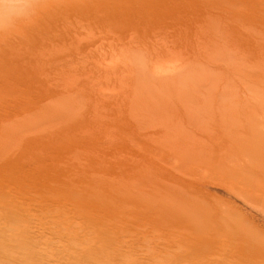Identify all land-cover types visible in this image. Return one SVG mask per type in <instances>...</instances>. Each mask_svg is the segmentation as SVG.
Masks as SVG:
<instances>
[{"label": "rangeland", "instance_id": "rangeland-1", "mask_svg": "<svg viewBox=\"0 0 264 264\" xmlns=\"http://www.w3.org/2000/svg\"><path fill=\"white\" fill-rule=\"evenodd\" d=\"M63 1L48 0L47 3L46 0H35V10L30 17L18 20L10 29L0 30V145L5 144V148L16 151L13 153L7 149L8 156L6 152L3 154L6 149L0 148V154L2 151L1 156L6 155L5 157L12 161L20 158L19 156H25L26 159L22 161L28 163L29 160V164H34L31 168L24 167L23 170L21 162L15 159L11 172L5 173L8 178H5L7 182L4 180V192L6 194L7 191V200L16 201V207L13 208L15 212L4 215L5 218L1 215V208L0 222L16 223L17 229H28L33 240L37 242L34 247L23 246L16 251L27 253L29 249L32 250L33 254H36L35 260L39 263L71 264L60 259L58 255L61 253L56 255V252L67 248V242H60L57 233L61 228L68 227L71 231L79 228V225H71L73 223L70 221L80 223L83 221L82 213L85 210H94L92 202L76 208L74 202L65 196L51 192L55 188H65L68 176L73 175L75 171L73 169L82 172L79 174L86 179L95 176L94 180L101 178L103 182L102 176H108L109 181L106 182H109V185L120 179L121 188L127 186L124 185L126 180L129 185L126 188H130L127 194L130 191L131 194L140 193L143 178L152 180L153 177V181L157 182L161 176L166 180L168 173H174L185 180H205L197 183L201 190L188 196H191L195 204L205 208L204 212L212 219L208 223L215 222L222 227L218 238L223 239L228 233L229 228L223 225L231 221L247 231L248 235L251 234L250 237L253 236V240L257 241L263 251L259 261L264 264V207L244 197L239 190H232L228 186V177L213 168H231L239 163L264 170V84L260 79V82L257 80L256 83L253 80L254 76L264 77V51L255 55L247 43L251 29L256 32L261 25L264 27V0H238L239 4L236 3L237 0H230V4L226 5L229 12L223 5L220 7L224 10L220 11L218 1L216 0L218 7L213 1V8L210 3L207 4L210 5L208 9L203 6L206 15L203 19L205 22L200 23L201 26L190 21V24L188 21L187 24L182 23L184 21H181L179 12L185 10L183 7L188 10L187 13L184 12L186 15L182 12L183 17L191 18V9H194L193 5L189 6L185 0H177L181 5L187 4L180 5L183 10L175 8L176 13L180 10L177 15L179 19L173 15L171 19L169 13H164L166 16H163L164 9H160L161 16L158 13L157 20L139 19L141 15L134 14L141 6L146 5L145 3L149 5L147 0H106L107 8L98 6L94 7L96 10L92 9L93 11L87 10L85 4L96 0H70L76 5L66 0L69 2L65 3L66 6ZM128 1H132L135 7L132 2V7L127 5ZM234 1L236 6L232 5ZM71 4L78 7L75 8ZM116 5L119 8L127 5L131 10L126 9L127 13L125 11L123 15L112 12V15L116 16L114 19L109 12L113 11ZM231 5L237 12L240 10V14L234 11L239 15L238 18L230 15V10L234 9L229 8ZM82 7L87 11L82 10ZM79 11H83L82 14H79ZM129 12L132 14L129 15ZM241 12L244 16H241ZM246 14L251 16L247 17ZM231 16L234 20H239L238 25L241 28L237 26L236 31L239 28L240 30L235 32L239 34V38L236 34L229 37V28L228 32L225 30L227 24H231L230 20H227L226 25L222 23L226 22L225 18ZM244 20H247L246 25ZM221 28L229 33L225 39L226 33H221ZM180 32H186L188 38ZM244 36L248 39H244ZM230 38H233L232 42L236 41V45L242 46L241 50L244 51L243 55L240 53L241 58L238 53L230 56L234 62L228 52L221 51L223 42L224 45L232 43ZM231 52L230 50L229 54ZM226 58L229 61H224ZM254 60L258 61L257 67L252 64L256 66ZM227 61H232L233 66L240 65L242 70L246 65L252 64L254 69L248 66L251 68L248 77L252 82L246 76L244 78L248 81H240L239 78L243 77L237 75L236 80L226 86L223 81L225 74L218 73V70L219 67L222 69ZM254 72L259 74L255 75ZM243 80L247 82L246 85H257L259 82V86H242L239 82ZM204 140L206 144L203 143ZM191 147L193 150H190ZM78 163H81V167H78ZM185 165V173L189 175L183 176L180 168H186ZM56 166L59 171L55 169ZM80 168L81 171H78ZM67 169L72 171L69 175ZM207 171L209 174H206ZM192 173L194 177H191ZM155 174L161 175L158 180ZM200 174L203 177H200ZM161 182L163 183L162 180ZM167 186L175 188V185ZM124 193L122 192L120 198H125ZM122 201H110L111 211L108 210L104 215V220L107 219L111 224L123 220L130 226L132 233H124L116 245L122 250L120 261L123 264H150L153 256L157 255L163 259L162 255L167 251L170 263L176 259L175 264H194L192 259L193 262L184 259V256L174 255L185 253V241H181L179 236L170 234L167 230L161 231L163 234L153 230L147 224L148 220H138L139 213H135V209L133 212L127 211ZM112 204L115 209H112ZM139 207L136 208L142 212L144 209ZM61 221L63 223L60 224ZM8 224L6 228L1 224L4 228L0 231V243L9 242L11 232L7 230L11 227L9 228ZM95 247L104 249L101 244H96ZM217 248L216 241L201 264H219V258L215 255ZM117 261L119 260L110 258L105 263L113 264Z\"/></svg>", "mask_w": 264, "mask_h": 264}, {"label": "bare ground", "instance_id": "bare-ground-1", "mask_svg": "<svg viewBox=\"0 0 264 264\" xmlns=\"http://www.w3.org/2000/svg\"><path fill=\"white\" fill-rule=\"evenodd\" d=\"M73 1V0H72ZM69 0V2H72ZM78 1V0H76ZM182 1V0H181ZM180 1V2H181ZM199 1V3L197 2ZM214 1V5L217 3H219V7L220 6H224V9L226 7V5H228V3L230 4V0H185L184 2H186L189 6L193 5L192 7L194 9H191L193 11H191L192 13V17H183V15L185 14L184 12L187 13L186 11V7H183L185 8L184 11H180L179 13L182 14L183 12V15H179L178 11L176 13V11L174 12V10L176 9H182L181 6H186L187 4H179V1L177 2V0H147L146 2H148L149 5H147V3H145L146 5L144 6H141V8L138 9V7L136 9H138L137 13L134 12V14H138L139 16L141 15V18L139 19H147V20H151V19H156V16L158 17V13L160 15V9L162 11V9H164L162 11V13H166L169 15V17H171L172 15L173 16H182L180 19L181 21L183 20L184 22L182 23H185L187 24L189 21L190 22H194L196 23L197 25L201 26L200 23H203L205 21H203L204 17L206 14H204L206 10L205 8H207L209 6L210 8V5L211 3H213ZM236 1V0H235ZM235 1L232 5H235ZM46 2L48 3V0H46ZM57 3V1H55ZM67 2L66 0L63 1L64 5L65 3H69ZM117 2V1H116ZM115 2V3H116ZM119 2V1H118ZM129 2V1H128ZM132 2V1H130ZM130 2L129 4L127 3V5H130ZM136 2V1H135ZM202 2V3H201ZM251 2V0L249 1ZM42 3V2H41ZM45 3V2H44ZM43 3V4H44ZM46 3V4H47ZM73 3V2H72ZM78 3V2H77ZM80 3V2H79ZM82 3V2H81ZM87 4H89V6L87 4H85V8H88L87 10L91 11L94 7H105L108 3L106 0H96V1H89V2H86ZM121 3V2H119ZM126 3V2H125ZM123 3V4H125ZM183 3V2H182ZM201 3V4H200ZM210 5H207L209 4ZM238 3V0L237 2ZM37 4V3H36ZM40 4V3H39ZM42 4V5H43ZM76 5V3H73ZM71 4V5H73ZM139 4V3H138ZM143 4V3H142ZM239 4V3H238ZM262 4V2H261ZM40 5V6H42ZM56 5V4H55ZM69 5V6H71ZM81 4H79V7ZM119 5V4H118ZM116 5V7L118 6ZM125 5V6H127ZM132 5H133V2H132ZM135 5H137L135 3ZM163 5V7L161 8V6ZM164 5H167V6H164ZM181 5V6H180ZM213 4L211 5V8H213L214 6ZM228 6L229 8L233 9V11L230 10V15L232 16H235L238 18L239 15L235 14V13H239L240 14V10L237 12L235 9V7L233 6ZM251 5V4H250ZM257 5V4H256ZM264 5V4H263ZM262 5V6H263ZM66 6V5H65ZM68 6V7H69ZM74 6V5H73ZM83 6V5H82ZM83 6V7H84ZM120 6V5H119ZM119 6L116 8L115 6L113 7L114 10L116 11H111L109 12L110 14L109 15H112L114 13L116 14H122L125 13L126 9L127 11L129 10V6L125 7V6H122L119 8ZM131 6V5H130ZM134 6V5H133ZM180 6V7H179ZM205 8H204V7ZM215 6L218 7V5L216 4ZM222 6V7H223ZM238 6V5H237ZM48 7V6H47ZM51 7V6H50ZM49 7V8H50ZM54 7V6H53ZM75 8L78 7V6H74ZM73 7V9H74ZM82 7V10H86V9H83ZM132 7V6H131ZM135 7V6H134ZM160 7V8H159ZM222 7H220V11L222 9ZM67 8V7H66ZM107 8V7H105ZM110 8V7H109ZM116 8V9H115ZM176 8V9H175ZM248 8V7H247ZM45 9V8H43ZM52 9V8H51ZM81 9V8H80ZM91 9V10H90ZM100 9V8H99ZM104 9V8H103ZM159 9V10H158ZM189 9V8H187ZM208 9V8H207ZM219 9V8H218ZM222 9V10H224ZM227 9V7H226ZM70 10H72V8H70ZM86 10V11H87ZM93 10H96V9H93ZM92 10V11H93ZM102 10V9H101ZM100 10V11H101ZM106 10V9H105ZM131 10V9H130ZM129 10V11H130ZM228 10V9H227ZM224 11L223 14L225 12ZM242 10V9H241ZM254 10V9H253ZM75 11V10H74ZM99 11V13H100ZM126 11V13H127ZM235 11V13H234ZM243 11V10H242ZM247 12V10H245ZM250 11V9H249ZM248 11V12H249ZM264 11V10H263ZM78 12V11H76ZM83 12V11H81ZM79 11V14L81 13ZM114 12V13H112ZM133 12V10H132ZM208 12V11H206ZM229 12V10H228ZM244 12V11H243ZM245 12V13H246ZM56 13V12H55ZM73 11H72V15H73ZM88 13V12H87ZM86 13V14H87ZM108 13V12H107ZM107 13H104V14H107ZM161 13V14H162ZM82 14V13H81ZM93 14V13H92ZM103 14V16H104ZM132 14L129 12V15ZM162 14V15H163ZM171 14V16H170ZM249 14V13H248ZM254 14V13H253ZM42 15V14H41ZM126 15V14H125ZM186 15V14H185ZM80 16V15H79ZM114 16V15H112ZM121 15H119L120 17ZM132 16V15H131ZM138 16V17H139ZM161 16V15H160ZM163 16H166L165 14ZM173 16L171 17V19L173 18ZM225 16V15H224ZM226 16H227V13H226ZM229 17V18H225L226 19V22H222V23H225L223 25H226V23L228 22L227 20H230L229 22H231V24H227L226 26V31L228 32V28H229V37H233L232 35L233 34H236L235 32H238L240 30V26L238 25V21L234 20L233 17ZM241 16H244V13L241 12ZM240 16V17H241ZM246 16L248 17L249 15L246 14ZM251 16V14H250ZM249 16V17H250ZM253 16V15H252ZM255 16V15H254ZM54 17V15H53ZM66 17V15H65ZM78 17V15H77ZM111 17V16H110ZM116 16H114L113 18L115 19ZM118 17V16H117ZM122 17V16H121ZM127 17V16H126ZM125 17V18H126ZM129 17V16H128ZM213 17V16H212ZM258 17V16H257ZM56 18V17H55ZM84 18V17H83ZM124 18V17H123ZM136 18V17H135ZM161 18V17H159ZM177 18L179 19V17L177 16ZM244 18V17H243ZM246 18V17H245ZM68 19V18H67ZM76 19V18H75ZM119 19V18H118ZM158 19V18H157ZM156 19V20H157ZM162 19V18H161ZM164 19V18H163ZM250 19V18H247V20ZM252 19V18H251ZM261 18H259L260 20ZM62 20V19H61ZM92 20V18H91ZM97 20V19H96ZM102 20V19H101ZM110 20V19H109ZM120 20V19H119ZM124 20V19H123ZM214 20V19H213ZM222 20V19H221ZM247 20H244L245 22ZM253 20H254V17H253ZM252 20V21H253ZM257 20V19H256ZM262 20V19H261ZM53 21V20H52ZM87 21V20H86ZM99 21V20H98ZM140 21V20H139ZM188 21V22H187ZM203 21V22H202ZM243 21V22H244ZM251 21V20H249ZM248 21V22H249ZM251 21V22H252ZM81 22V21H80ZM106 22V21H105ZM107 22H108V19H107ZM134 22V21H132ZM136 22V21H135ZM143 22V21H142ZM147 22V21H146ZM151 22V21H150ZM189 22V24H190ZM207 22V21H206ZM237 22V23H236ZM250 22V23H251ZM254 22V21H253ZM264 22V21H263ZM98 23V22H97ZM103 23V22H102ZM110 23L111 20H110ZM181 23V24H182ZM241 23V22H239ZM249 23V24H250ZM81 24V23H80ZM153 24V23H152ZM214 24V23H213ZM243 24V23H242ZM245 25L247 24L244 23ZM247 25L249 29H251L250 25ZM256 24V23H255ZM86 25V24H85ZM94 25V24H93ZM108 25V24H107ZM204 25V24H202ZM223 25H222V28H223ZM234 25V27H233ZM252 25V24H251ZM257 25V24H256ZM88 26V25H87ZM96 26V25H95ZM181 26V25H180ZM190 26V25H189ZM220 26V25H219ZM237 26H239V30H237ZM250 26V27H249ZM255 26V25H254ZM252 26V27H254ZM258 26V25H257ZM262 27L257 30L256 32L252 30V33L249 34L250 36L247 38L246 36H244L245 38L244 39H248L249 42H246L249 43V47L250 50H254V53L256 55V53H259L262 51H264V27L263 25H261ZM101 27V26H100ZM105 27V26H104ZM182 27V26H181ZM188 27V25H187ZM205 27V26H204ZM236 27V28H235ZM260 27V26H259ZM82 28V27H81ZM109 28V27H108ZM186 28V27H185ZM189 28V27H188ZM187 28V29H188ZM200 28V27H199ZM221 28V30H222ZM244 28V26H242V29ZM183 29H184V26H183ZM254 29H256V26L254 27ZM83 30V29H82ZM186 29H184L183 31H185ZM190 30V29H189ZM225 30H222L221 33H226V35L224 36V39L227 38L226 36H228L227 32H225ZM181 31V30H180ZM182 31V32H183ZM180 32V33H182ZM187 33H189V31H186ZM182 33L184 34L185 37H187V33ZM113 33V32H112ZM179 33V34H180ZM191 33V32H190ZM240 33V32H239ZM244 33V32H243ZM254 33V34H253ZM114 34V33H113ZM178 34V36H179ZM186 34V35H185ZM99 35V34H98ZM190 34H188L189 36ZM192 35V34H191ZM237 35V34H236ZM239 35V34H238ZM237 35V36H238ZM242 35V34H241ZM248 35V34H246ZM203 36V35H202ZM80 37V36H79ZM167 37V36H166ZM236 37V36H235ZM242 37V38H241ZM240 38L243 40V36H241ZM176 38V37H175ZM188 38V37H187ZM239 38V36H238ZM183 39V37H182ZM186 39V38H185ZM231 39L233 38H230V41ZM55 40V39H54ZM81 40V39H80ZM193 40V39H192ZM191 40V41H192ZM184 41V40H182ZM221 41V40H220ZM226 41V40H225ZM230 41H228L230 43ZM234 41V40H233ZM114 42V41H113ZM186 42V41H185ZM199 42V41H198ZM227 42V41H226ZM232 42V41H231ZM245 41L243 40V43ZM251 42V43H250ZM37 43V42H36ZM132 43V42H131ZM173 43V42H172ZM197 43V42H196ZM235 42H232L230 43L229 45H224V42L222 44V47H221V51L224 52H228V55L229 57L232 56L236 53H238V55L242 52L244 53V51L241 50L242 46L240 47L239 45H236ZM241 43V42H240ZM141 44V43H140ZM183 44V43H182ZM189 44V43H188ZM192 44V43H191ZM227 44V43H225ZM242 44V43H241ZM200 45V44H199ZM244 45V44H243ZM248 45V44H247ZM198 46V45H197ZM196 46V48H197ZM212 46V45H211ZM28 47V46H27ZM229 47V49L233 52V51H237V52H232L229 54L230 50L227 48ZM185 48V47H184ZM227 49V50H225ZM50 50V49H49ZM55 50V49H54ZM109 50V49H108ZM182 50V49H181ZM244 50V49H243ZM251 50V51H252ZM112 51V50H111ZM53 53V52H52ZM67 53V51H66ZM260 53V55H261ZM22 54V53H21ZM36 54V53H35ZM227 54V53H226ZM225 54V55H226ZM239 55L240 58L241 56L243 55ZM253 54V53H252ZM17 55V54H16ZM237 55V57H238ZM250 55V54H249ZM263 55H264V52H263ZM35 56V55H34ZM104 56V55H103ZM252 56V55H251ZM12 57V56H11ZM97 57V56H96ZM219 57V56H218ZM227 57V58H229ZM230 57V58H232ZM249 57V56H247ZM246 57V58H247ZM83 58V57H82ZM223 58V57H222ZM224 59L225 60H228V59ZM245 58V56H244ZM255 58V56H254ZM79 59V57H78ZM239 59V58H238ZM253 59V58H252ZM15 60V59H14ZM19 60V59H18ZM233 60V58H232ZM115 61V60H114ZM229 61V60H228ZM227 61V62H228ZM237 61V60H236ZM235 61V62H236ZM242 61V60H240ZM250 61V60H249ZM252 61V60H251ZM223 66L222 69H220L219 67V70H218V73L220 72L221 74L223 73V75L225 74V77H223V81H224V84L226 86H230L231 82L235 81L236 78H237V75H239L240 77L242 76L243 78H239V80L241 81V79H245L244 76H246V78L250 75V71H251V68L252 67V64L254 67H257L259 64H256L258 61L257 60H254L256 66L254 65V63L252 64H248L246 65V68L244 70H242L241 66L239 65V67L241 69H239V67L237 66H233V62L230 61L228 62ZM246 62V61H245ZM244 62V63H245ZM247 62H248V59H247ZM103 63V62H102ZM101 63V64H102ZM260 63V62H259ZM220 64V63H219ZM232 64V65H231ZM7 65V64H6ZM222 65V63H221ZM220 65V66H221ZM219 66V65H218ZM250 66V67H248ZM263 66V65H262ZM222 67V66H221ZM254 67H252V69H254ZM262 68V67H260ZM218 69V68H217ZM264 69V66L263 68ZM5 70V69H4ZM9 70V69H8ZM258 70V69H257ZM18 71V70H17ZM253 72V70H252ZM259 72V71H258ZM257 72V73H258ZM264 72V70L262 71ZM262 72H259V73H262ZM256 72H254L253 74H255ZM256 73V74H257ZM258 73V74H259ZM255 74V75H256ZM263 74V73H262ZM9 75V74H8ZM252 75V74H251ZM264 75V74H263ZM254 76V75H253ZM153 77V76H152ZM1 78V77H0ZM249 78V81H251V78ZM247 78V79H248ZM254 78L256 79H253L254 80V83H256V81L260 79V81H263V84H264V77L263 76H254ZM6 79V78H5ZM245 79V80H247ZM262 79V80H261ZM152 80V79H151ZM245 80H243L242 82H239V83H242L240 85L243 86V84L245 86H250V85H254V86H257L255 85L254 83H249V84H245ZM3 81V80H1ZM6 81V80H5ZM191 81V80H190ZM222 81V82H223ZM248 81V80H247ZM161 82V81H160ZM252 82V81H251ZM150 83V82H149ZM247 83V82H246ZM164 84V83H163ZM262 84V82H261ZM153 85V84H151ZM165 85V84H164ZM223 85V84H222ZM221 85V86H222ZM236 86V85H235ZM239 86V85H238ZM259 86V85H258ZM262 86V85H260ZM264 86V85H263ZM3 102V101H2ZM4 103V102H3ZM152 103V102H151ZM198 106V105H197ZM63 107V106H62ZM200 107V105H199ZM217 107V106H216ZM136 108V107H135ZM139 108V107H138ZM203 108V107H202ZM11 109V108H10ZM209 109V108H208ZM221 109V108H220ZM225 109V108H224ZM148 110V109H147ZM218 110V109H217ZM250 110V109H249ZM195 111H197L195 109ZM199 111V110H198ZM242 112V111H241ZM197 115V114H196ZM207 115V114H206ZM223 115V114H222ZM221 115V116H222ZM190 116V115H189ZM193 117V116H192ZM197 118V117H196ZM203 118V117H202ZM220 118V117H219ZM224 118V116H223ZM222 118V119H223ZM189 119V118H188ZM206 119V118H205ZM221 119V118H220ZM203 120V119H202ZM208 120V119H207ZM225 120V119H224ZM223 120V121H224ZM227 120V119H226ZM225 120V121H226ZM14 121V120H13ZM20 121V120H19ZM28 121V120H27ZM23 122V121H22ZM192 122V121H191ZM198 122V121H197ZM205 123V120L203 121ZM202 123V121L200 122ZM199 123V124H200ZM225 123V122H224ZM196 124V123H195ZM198 124V123H197ZM21 125V124H20ZM24 125V124H23ZM158 125V124H157ZM182 125V124H181ZM17 128H18V125H16ZM148 125H146L147 127ZM175 126V125H173ZM184 126V125H183ZM23 127V126H22ZM29 127V126H27ZM144 127V126H143ZM203 127V126H201ZM14 128V127H13ZM197 128V127H196ZM19 129L21 130L22 128L19 126ZM166 130V129H165ZM181 130V129H180ZM16 131V130H15ZM19 131V130H17ZM149 131V130H147ZM152 131V130H150ZM158 131V130H157ZM162 131V130H161ZM173 131V130H172ZM205 131V130H204ZM24 132V131H22ZM170 132V131H169ZM206 132V131H205ZM210 132V131H209ZM12 133V131H11ZM10 133V134H11ZM19 134V132H17ZM16 133V134H17ZM175 133V132H173ZM180 133V132H179ZM212 133V132H211ZM172 134V133H171ZM177 134V133H176ZM192 134V133H191ZM22 135V134H21ZM148 135V134H147ZM181 135V134H180ZM18 136V135H17ZM222 136V135H221ZM22 136H20V139H21ZM194 137V136H193ZM19 138V136L17 137ZM176 138V137H175ZM13 139V138H11ZM24 139V138H23ZM221 139V138H220ZM10 140V139H9ZM22 140V139H21ZM112 140V139H111ZM228 140V139H227ZM238 140V139H237ZM8 141V140H7ZM13 141V140H12ZM26 141V140H25ZM197 141V140H196ZM1 142V141H0ZM21 141L19 140V143ZM231 142V141H230ZM237 142V141H236ZM18 143V144H19ZM22 143H24L22 141ZM21 143V144H22ZM171 143V142H170ZM202 143V142H201ZM203 143L206 144V141L204 140ZM229 143V142H228ZM235 143V142H234ZM10 144V143H9ZM8 144V145H9ZM189 144V143H188ZM231 144V143H230ZM2 145V146H1ZM0 145V148H4L3 150L6 149V151H3V154H8L9 156V153L7 151V149H10L9 147L8 148H5L3 144ZM204 145V144H203ZM25 146V145H23ZM182 146V145H181ZM197 146V145H196ZM194 147V146H192ZM191 147L190 150H193ZM203 147V146H202ZM201 147V148H202ZM196 148V147H195ZM199 147V149H201ZM204 148V147H203ZM202 148V149H203ZM237 148V147H236ZM198 149V148H197ZM201 149V150H202ZM1 150V149H0ZM201 150H200V153H201ZM10 152L12 151V149L9 150ZM198 151V150H197ZM250 151V150H249ZM6 152V153H5ZM13 152V151H12ZM16 152V151H15ZM13 152V153H15ZM223 152V151H222ZM22 153V152H21ZM257 153V152H256ZM20 154V153H19ZM24 153H22L23 155ZM2 155V151H1V154H0V209L2 208V217H4V215H8L10 214V212L12 213L13 211L15 212V210H13L14 207H16V201L13 200V202L7 200V191H6V194L4 192V188H5V184H4V180L5 178H8V174H5V173H8L9 171L11 172V170L13 169V161L16 159H14L13 161L12 160H9V158H6L5 156L6 155ZM21 155V154H20ZM26 155V154H25ZM198 155V154H197ZM13 156V155H12ZM11 156V157H12ZM195 156V155H194ZM3 157V158H2ZM20 158L16 159V161H20L21 162V167L22 169L24 170V167H32V164H29V160H28V163L27 161H22L25 158V156H19ZM193 157V156H192ZM6 158V159H5ZM83 158V157H82ZM194 158V157H193ZM20 159V160H19ZM84 159V158H83ZM228 159V158H227ZM225 159V161L227 160ZM230 159V158H229ZM40 160V159H38ZM37 160V161H38ZM44 160V159H42ZM41 160V161H42ZM190 160H192L190 158ZM201 160V159H200ZM33 161V160H32ZM81 162H83L82 160H80ZM188 161V160H186ZM194 161V160H193ZM198 161V160H197ZM206 161V160H205ZM23 162V163H22ZM35 162V161H33ZM62 162V161H61ZM79 162V161H78ZM91 162V161H90ZM192 162V161H190ZM239 162V161H238ZM16 164V162H14ZM64 163V162H63ZM72 163V162H71ZM71 163H68V164H71ZM77 163V162H76ZM84 163V162H83ZM189 163V162H188ZM233 163V162H232ZM231 163V164H232ZM237 163V162H236ZM242 163V162H241ZM81 163H78V167ZM184 164V163H183ZM187 164V163H186ZM190 164V163H189ZM188 164V165H189ZM211 164V163H210ZM213 164V163H212ZM34 165V164H33ZM59 165H63L65 166L64 164H59ZM77 164H75L74 166H76ZM55 166V165H54ZM58 166V165H57ZM57 166H56V170L57 169ZM69 166V165H68ZM67 166V167H68ZM73 166V167H74ZM213 167V165H211ZM226 166V165H224ZM37 167V166H36ZM61 167V166H60ZM66 167V166H65ZM77 167V166H76ZM74 167V168H76ZM81 167V165H80ZM182 168H180L182 170V175L184 174L186 176V174L188 173H185V171L187 170V165H185L186 168H184V166H182ZM59 168V167H58ZM69 168V167H68ZM153 168V167H152ZM207 168V167H206ZM213 168L217 169L218 172H221L222 174H224L226 177H228L229 179V183L228 186L232 189V190H239V193L242 194L244 197L250 199L251 201L253 202H256L258 204H260L261 206L264 207V170H258V169H255V168H252V167H247V166H244V165H240L239 163L234 166V167H231V168H223V167H217V166H214ZM20 169V168H19ZM60 169V168H59ZM62 169V168H61ZM79 169V168H78ZM77 169V170H78ZM164 169V168H163ZM169 169V168H168ZM186 169V170H185ZM205 169V168H204ZM208 169V168H207ZM212 169V168H211ZM17 170V169H15ZM55 170V171H56ZM75 170L73 172V175L70 174L69 175V169H67L68 171V179H67V185L65 186V188L63 189H60L58 190L57 188H55L53 191L51 192H54V194L56 193L57 194H60V196H65L68 200L74 202V205L77 207H81V205H89L88 203L89 202H92L91 204L94 205V210L92 208H89L87 210H85L83 213H82V218H83V221H81L80 223H75L73 220L70 221V223H73L71 225H79V228H76L75 230L71 231L69 230L68 227L66 228H61L59 230V232L57 233V237L60 239V242H62L63 240L67 242V244L65 245L67 248L66 249H63L62 251H58L56 252V255L59 254L58 256H60V259H63L64 262H68V263H71V264H106L105 261L109 260L110 258H113L114 260H119L117 261L116 263H113V264H123L121 261V258H120V254L122 253V250L121 248H119L117 245V242H118V239L119 237L123 236L124 233H129L132 231H130V226L129 224L126 222H124L123 220H117L116 222H113L112 224L107 222L108 220L105 219L104 220V215L108 212V210H110V203L113 202L114 200L117 201V200H123L122 203L125 204L127 211H132V210H136L135 213H139V216H138V220H141L142 218L148 220L149 222H147L148 225L151 226V228L155 231H166L167 232H170V234H175L177 236H179V239L181 241H185V253L184 254H178V253H175L174 255H179V256H184L183 258L188 260V261H192L194 264H201V262L203 260H205L206 256L208 255L207 252L208 250L210 249L211 245L214 244L216 241L218 243V248H217V252H215L216 256L219 258V264H260V261H259V258H260V254L263 252L261 250V248L258 246L257 244V241L255 242V240H253V236L250 237V232L248 235V232L246 233L243 229H241V227L238 226V224L234 221H231V222H227L225 223V225H223L225 228H229L228 229V233L223 237V239L219 237V232L222 231V227L219 226L217 223H208L209 220H212L211 217L208 215V213L204 212V207L202 205H199V204H195V202H193V199L191 200V196H188V194L190 193H196L197 191L201 190L200 189V186L199 184L197 183H201L202 181H205V180H202L201 178H192V179H188V180H185L182 176H178L174 173H168L170 171H168V176L166 177V180L163 179L165 178L164 176L161 177L160 176H157L156 175V179L159 178V180L161 179L163 181V183L161 182V180L156 182L155 180L153 181V177H152V180L151 179H145L143 178L142 179V183H141V188L139 190L140 193H136L137 191H134V193L136 194H131L129 192V194H127V191L130 190V188H126V187H129V185L127 184V181L125 180V184L124 185H127L126 187H122L121 188V180L118 179L116 182H114L115 184L113 185H109V182H106V181H109V179L104 175L102 176V179H103V182L102 180L100 179H97V180H94L93 178L95 177H92L91 179H86L84 178L83 176H81L79 173H82V172H77L76 169H73ZM116 170V169H115ZM179 170V169H178ZM181 170H179L181 172ZM206 170V169H205ZM216 170V172H217ZM59 171V170H58ZM78 171H81V168L80 170ZM149 171V170H148ZM163 171V170H162ZM210 171H215V170H210ZM65 172V171H64ZM72 172V171H71ZM122 172V171H120ZM179 172V174H181ZM184 172V173H183ZM189 172V171H187ZM194 172V171H193ZM209 171H207L206 174H209L208 173ZM155 173V171L153 172ZM177 173V172H176ZM198 173V172H197ZM23 174V173H22ZM122 174V173H121ZM150 174V173H149ZM148 174V175H149ZM163 174V173H162ZM196 175V173H194ZM95 175V174H94ZM97 175V174H96ZM183 175V176H184ZM189 175V174H188ZM199 175V174H198ZM197 175V176H198ZM201 175V174H200ZM92 176V175H91ZM150 176V175H149ZM11 177V176H10ZM18 177V175H17ZM16 177V178H17ZM191 177H194L193 176V173H192V176ZM199 177V176H198ZM200 177H203V175H201ZM14 178V177H13ZM64 178V177H63ZM67 178V177H66ZM65 178V179H66ZM99 178V177H98ZM110 178V177H109ZM147 178V177H146ZM150 178V177H149ZM19 179V178H18ZM21 179V177H20ZM19 179V180H20ZM9 180V179H8ZM120 180V181H119ZM128 180V179H127ZM132 180V179H131ZM170 180V182H169ZM6 181V180H5ZM134 181V180H133ZM228 181V180H227ZM7 182V181H6ZM124 182V180H123ZM122 182V183H123ZM57 183V182H56ZM55 183V184H56ZM66 183V182H65ZM175 185V188L174 186L172 185ZM8 183H6V186H7ZM10 184V183H9ZM111 184V183H110ZM167 185H171L173 187H170L172 190H170V188L167 186ZM203 185V183L201 184ZM9 186V185H8ZM59 186V185H58ZM119 186V187H118ZM144 186V187H143ZM162 186H165L162 187ZM166 187H168V189H166ZM164 188V189H163ZM122 192H125V198L122 199L120 198L121 197V194ZM52 194V193H51ZM111 201V202H110ZM123 205V204H122ZM113 206V204H112ZM140 206V207H139ZM143 206V207H141ZM136 207H139L144 209L142 212L141 210L138 211V209ZM74 208V209H76ZM124 208V207H123ZM112 209H115V207L113 206ZM77 210V209H76ZM111 211V210H110ZM120 211V210H119ZM138 211V212H137ZM62 212V211H61ZM133 212V211H132ZM132 212H130V214H132ZM63 213V212H62ZM61 213V214H62ZM117 213V212H116ZM65 214V213H64ZM98 218H97V217ZM216 217V216H214ZM5 218V217H4ZM213 218V217H212ZM117 219V218H116ZM144 219V220H145ZM112 220V219H111ZM114 220V219H113ZM76 221V220H75ZM3 222V223H2ZM0 222V231L2 230V227L6 228L7 224L6 222L2 221ZM128 222V221H127ZM22 223V222H21ZM63 223L62 221L60 222V224ZM1 224H4V226H1ZM66 224V223H65ZM22 225V224H21ZM132 225V224H131ZM8 227L11 229H8L7 231H10L11 234H10V238H9V242L7 244L5 243H0V264H45L43 262H38L37 260H35L36 258V254H33L32 250L28 251L27 249V253H23V252H20V251H16V249H19V248H22L23 246H27V247H34L36 245L37 242H35L33 240V237L31 236V233L28 229H24V230H20V229H17L16 228V223H10L8 224ZM222 229V230H221ZM13 231V232H12ZM6 232V231H5ZM134 232V230H133ZM166 232V233H167ZM3 233H4V230H3ZM162 233V232H161ZM8 234V233H7ZM163 234V233H162ZM4 237V236H3ZM218 238V240H217ZM58 239V240H59ZM96 244H101V246H103L104 249L102 250H99L97 249L95 246ZM98 247V246H97ZM14 248V249H13ZM32 249V248H31ZM23 251V250H22ZM55 251V250H54ZM37 252V251H36ZM168 252V251H167ZM164 254L162 255V258L163 259H160L161 257H158L157 255L153 256V258L151 259V263L150 264H175L174 262L176 261V259H174V262L170 263L168 262V257L167 255L169 254ZM45 253V252H44ZM38 254V253H37ZM49 254V253H48ZM45 255V254H43ZM177 256V257H179ZM59 258V257H58ZM120 258V259H119ZM192 259V260H191ZM40 260V259H39ZM121 260V261H120ZM196 260V261H195ZM190 263V262H189ZM62 264V263H61ZM188 264V263H186Z\"/></svg>", "mask_w": 264, "mask_h": 264}, {"label": "clouds", "instance_id": "clouds-1", "mask_svg": "<svg viewBox=\"0 0 264 264\" xmlns=\"http://www.w3.org/2000/svg\"><path fill=\"white\" fill-rule=\"evenodd\" d=\"M35 0H0V30L14 27L34 12Z\"/></svg>", "mask_w": 264, "mask_h": 264}]
</instances>
